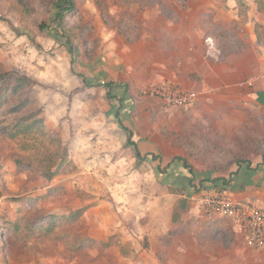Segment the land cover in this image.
<instances>
[{
	"label": "rangeland",
	"instance_id": "obj_1",
	"mask_svg": "<svg viewBox=\"0 0 264 264\" xmlns=\"http://www.w3.org/2000/svg\"><path fill=\"white\" fill-rule=\"evenodd\" d=\"M51 1L0 0L1 67L35 81L29 91L33 109L43 111L46 131L55 139L33 134L18 140L31 145L22 151L19 142L0 136V217L23 216L26 223L84 212L60 221L49 235L0 238V264H264V248L248 249L239 228L231 248L217 242L210 256L193 249L187 233L170 238L174 203L184 202L190 229L191 218H201L202 208L190 199L197 187L186 188L188 178L176 167L178 178L167 177L172 170L165 162L157 166V157L135 160L120 127L123 116L130 123L137 119L138 126L147 120L176 144L181 139L182 127L172 125L182 120L148 93L154 85L148 68L158 57L147 44L145 25L153 18L146 12L175 21L171 13L192 10L201 14L199 24L215 55H235L242 48L249 65L248 93L232 104L241 114H232L233 124L224 132L208 128L198 136L199 130H191L192 151L201 149L211 158L202 164L212 175L227 174L251 154L264 156V11H256L257 0H76L65 38L52 26ZM202 43L205 47L204 38ZM156 69L159 75L164 70ZM62 149L67 168L47 181ZM110 238L120 246H107Z\"/></svg>",
	"mask_w": 264,
	"mask_h": 264
},
{
	"label": "crops",
	"instance_id": "obj_2",
	"mask_svg": "<svg viewBox=\"0 0 264 264\" xmlns=\"http://www.w3.org/2000/svg\"><path fill=\"white\" fill-rule=\"evenodd\" d=\"M176 13L178 15L171 13L176 20L170 21L167 20L169 19L168 16L158 13V11H147L146 14L151 16L153 21L147 22L145 27L148 28L146 35H149L146 38L150 37L147 44L150 45L151 49L156 50L158 57L148 68L152 73L149 76L150 82L155 85L163 80L171 81L198 94L196 102L186 108H170L158 99L163 107L167 108L171 117L182 120L178 121V124L174 123L172 128L182 127L183 135L176 144V140L171 134L166 131L163 135L159 131V127L155 132L157 128L146 124L147 120L138 126L135 124L137 119L130 123L124 116L120 120V127L127 129L131 135L134 148L138 150L144 160L157 157L155 160L157 166L161 162L162 165L165 162L164 166L170 167V171L176 167L177 170L181 169L185 173L186 176L180 175V177L182 179L188 178L186 188L190 184L196 185V190L192 187L190 199L195 200L200 209L202 206L198 201V196L201 190L206 188H221L226 191L232 202L250 201L258 208L264 209V156L256 153L252 157L251 154V158L247 159L249 162L246 161L239 166L234 165L227 174L218 175L215 173L212 175L210 170L207 167L205 169L202 164V161H211V158L204 157L201 149L192 151L193 144L190 142L193 139L191 130H199L198 136H205L201 131L208 128L215 132L218 130L224 132L228 125L233 124L234 117L232 114L236 112L239 114L242 111V109H239L240 111L234 109L232 104L235 100L241 99L243 92L244 95L248 93V87H244L249 73L246 53L241 48L237 50L235 55H232L233 53L230 55L219 53L215 57L209 56L207 47L205 46V48L202 43V39L206 40L207 37L199 24L201 14L192 10L176 11ZM191 15L194 18L199 17L194 21H186V18ZM152 59L153 57H151ZM253 62L255 61L253 60ZM157 67L164 68L160 75ZM154 99L157 100V98ZM168 126L170 125L167 124L165 130L169 129ZM127 137L128 133L125 134L126 139ZM181 145L185 146L182 148ZM194 154L199 156L193 157ZM182 160L194 161L195 164L192 166L193 168L191 167V175L186 172L185 168L183 169L186 171L181 168L183 164L180 166L179 163H182ZM247 163L250 165L249 168ZM162 165L160 166L163 167ZM173 171L167 177L174 178L177 172ZM177 176L176 178H178ZM201 210L204 212L203 208ZM201 210L202 219L191 218L192 227L190 229V225L184 217V215L189 214L184 202L174 203L171 211V222L172 215L176 211L179 214L178 222L181 225L172 222L173 227L168 228L166 234L170 238H183L187 233L192 238L193 249H198L199 253L204 252L207 256H210L208 252H211L212 244H217V242L223 241L224 244L221 245L224 249L231 248L230 246L236 238V228L241 230L238 224L229 217L209 218ZM162 256L164 257V255ZM165 260L167 263V259Z\"/></svg>",
	"mask_w": 264,
	"mask_h": 264
},
{
	"label": "trees",
	"instance_id": "obj_3",
	"mask_svg": "<svg viewBox=\"0 0 264 264\" xmlns=\"http://www.w3.org/2000/svg\"><path fill=\"white\" fill-rule=\"evenodd\" d=\"M51 6L54 11L52 26L55 28V32L60 37L65 38L67 30V18L73 16L77 11L76 0H52ZM256 11H264V1L257 0L255 2ZM40 29L45 30V25H41ZM75 50V49H74ZM70 52H74L70 50ZM36 85L35 81L23 73L19 72H6L2 69L0 64V136L7 138L8 140L17 141L20 139L28 138L33 134L40 135L41 137H47L55 142L49 136V132L46 131L43 111L41 109H33V100L29 95V91ZM109 98V93L106 95ZM122 131L128 133L126 143L133 147L134 157L138 161H143L140 153L134 148L131 142V135L124 127H121ZM22 143V144H21ZM19 149L25 151L30 148L28 143L25 145L23 141L19 142ZM185 146V145H184ZM33 149V148H31ZM67 151L62 149L59 156V163L52 173H46V180L50 181L54 177L62 174L67 168ZM238 166L243 162L237 161ZM246 163V162H245ZM21 164V162H18ZM183 168L191 175L192 168L185 160H182ZM247 167L250 165L247 163ZM215 180V179H214ZM29 201V200H28ZM30 202V201H29ZM84 209L77 212L68 213L66 215L57 217L54 215L41 216L37 219L33 218L24 223L23 216H16L15 219H7L0 217V238L7 237L9 235L16 236L25 235L27 237L40 234H51L55 228L60 224L59 222L73 221L77 219ZM178 213L175 211L172 215V222L181 225L178 222ZM107 246H120L116 241L110 238ZM81 245H77L76 249L79 250Z\"/></svg>",
	"mask_w": 264,
	"mask_h": 264
},
{
	"label": "built area",
	"instance_id": "obj_4",
	"mask_svg": "<svg viewBox=\"0 0 264 264\" xmlns=\"http://www.w3.org/2000/svg\"><path fill=\"white\" fill-rule=\"evenodd\" d=\"M207 53L215 57L214 43L205 40ZM150 96L159 99L165 106L171 108H186L193 105L198 94L186 90L171 81L159 82L148 90ZM198 201L209 218L229 217L241 228L242 239L250 250L264 248V209L258 208L250 201L232 202L225 190L206 188L201 190Z\"/></svg>",
	"mask_w": 264,
	"mask_h": 264
}]
</instances>
